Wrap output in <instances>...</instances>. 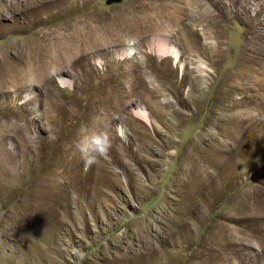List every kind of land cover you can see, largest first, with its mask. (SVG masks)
<instances>
[{
    "label": "rangeland",
    "instance_id": "374dc122",
    "mask_svg": "<svg viewBox=\"0 0 264 264\" xmlns=\"http://www.w3.org/2000/svg\"><path fill=\"white\" fill-rule=\"evenodd\" d=\"M194 1L0 0V264H264V113L223 107L247 18Z\"/></svg>",
    "mask_w": 264,
    "mask_h": 264
},
{
    "label": "bare ground",
    "instance_id": "6f19581e",
    "mask_svg": "<svg viewBox=\"0 0 264 264\" xmlns=\"http://www.w3.org/2000/svg\"><path fill=\"white\" fill-rule=\"evenodd\" d=\"M73 1L74 0H72V2ZM210 4L217 6L219 5V2L217 0H211ZM233 5H238L240 7L238 10L240 15L243 18H247L246 23H248V32L244 38L243 50L237 57V69H235L233 73L235 76H233L234 79H230L229 75H225L223 82V102L225 103V106L223 107L227 109L228 112L231 110V104H227V102L233 93L235 98L234 101L232 100V107L238 109L233 113H230V111L229 116L233 120L238 119L236 123L239 122L240 126L243 123H246L249 118L252 117L253 119L251 109L259 108L262 113H264V0H221L219 8L224 20L230 17ZM215 17L216 14L213 12L207 14L208 21L212 26L215 22H213ZM211 35L214 36L213 31H211ZM221 38L218 37L217 40L210 43L209 53L213 56L216 52H219L221 43V40L219 39ZM170 51L173 52L171 53L172 55L178 58V51L174 48H171ZM132 52V49H128V54H131ZM222 54L225 56L224 52ZM212 72H214V70ZM208 75V78L211 79V81H214L215 75ZM59 82L64 85L70 83L69 79L65 77H60ZM225 91L228 93L227 95ZM139 112L143 115L145 114V117H147V110L140 109ZM258 114L259 111L257 110L254 115ZM122 132L123 130L121 129V133Z\"/></svg>",
    "mask_w": 264,
    "mask_h": 264
},
{
    "label": "clouds",
    "instance_id": "9594fccd",
    "mask_svg": "<svg viewBox=\"0 0 264 264\" xmlns=\"http://www.w3.org/2000/svg\"><path fill=\"white\" fill-rule=\"evenodd\" d=\"M113 139L112 131L101 125L99 131L81 135L75 143V148L85 165L91 166L97 162L98 158H108Z\"/></svg>",
    "mask_w": 264,
    "mask_h": 264
}]
</instances>
